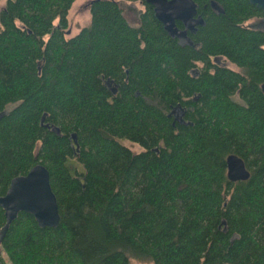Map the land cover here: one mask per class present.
<instances>
[{"label":"trees","instance_id":"1","mask_svg":"<svg viewBox=\"0 0 264 264\" xmlns=\"http://www.w3.org/2000/svg\"><path fill=\"white\" fill-rule=\"evenodd\" d=\"M80 1L0 10V195L41 163L60 215L40 227L19 212L0 260L264 264V30L245 25L264 8L194 0L186 44L146 0L134 24L120 1L136 0H83L74 30ZM230 153L248 178H227Z\"/></svg>","mask_w":264,"mask_h":264},{"label":"water","instance_id":"2","mask_svg":"<svg viewBox=\"0 0 264 264\" xmlns=\"http://www.w3.org/2000/svg\"><path fill=\"white\" fill-rule=\"evenodd\" d=\"M153 8L155 17L162 23L163 28L171 36H180L187 30H194L203 23L202 16L197 12L194 0H146ZM258 8H264V0H249ZM212 2V6H216ZM176 21L183 24V30L176 26ZM264 93V82L260 85ZM44 115L40 123L43 124ZM52 131L59 133V128L48 123L43 124ZM70 137L76 143V134ZM226 175L230 181L244 180L250 172L242 158L230 153L226 156ZM0 207L3 209L5 221L0 227V256L2 254V240L10 223L23 211L30 213L40 227H55L59 222V211L56 195L53 192L48 169L41 163L32 166L26 174L18 175L10 180L3 195H0ZM0 264H4L0 260Z\"/></svg>","mask_w":264,"mask_h":264},{"label":"rangeland","instance_id":"3","mask_svg":"<svg viewBox=\"0 0 264 264\" xmlns=\"http://www.w3.org/2000/svg\"><path fill=\"white\" fill-rule=\"evenodd\" d=\"M4 3H5V0H0V10L3 7ZM120 6L127 20L133 24L138 21L139 14L144 10L143 4L138 0L120 1ZM87 16L88 14L86 11L85 2L82 0L76 4V6L74 7L71 13V17L74 20V22H72V25H74L73 26L74 30H77L79 26L87 23ZM245 25L249 26L250 28L264 30V19L258 18V17L249 18L248 20H246ZM219 62L227 64L231 68L237 69L235 65H233L230 62H227L226 60L222 58L220 59ZM124 144L135 152L140 150V147L138 145L131 143L129 141L125 140ZM135 263L136 264H151V263L141 262V261H137Z\"/></svg>","mask_w":264,"mask_h":264},{"label":"flooded vegetation","instance_id":"4","mask_svg":"<svg viewBox=\"0 0 264 264\" xmlns=\"http://www.w3.org/2000/svg\"><path fill=\"white\" fill-rule=\"evenodd\" d=\"M198 12V11H197ZM254 18V17H253ZM259 18V17H258ZM264 19V18H263ZM177 22V21H176ZM178 22H180V21H178ZM181 23V22H180ZM181 27H180V29L181 30H183V24L181 23ZM196 29V28H195ZM194 29V30H195ZM194 30L192 31V30H187V32H185L184 34H181L180 36H177L178 37V39H179V41L181 42V43H190V41H189V39H188V33L189 32H194ZM181 39H183V40H181Z\"/></svg>","mask_w":264,"mask_h":264}]
</instances>
